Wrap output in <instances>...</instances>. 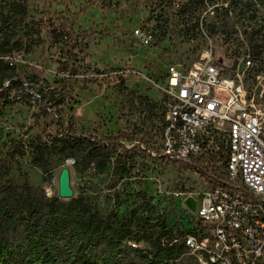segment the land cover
<instances>
[{"label":"rangeland","instance_id":"rangeland-1","mask_svg":"<svg viewBox=\"0 0 264 264\" xmlns=\"http://www.w3.org/2000/svg\"><path fill=\"white\" fill-rule=\"evenodd\" d=\"M203 2L0 0V40L5 32L21 37L23 48L7 56L26 81L11 91L4 89L0 99V159L10 166L7 178L41 187L49 196L59 195V175L68 166L74 197L84 195L103 215L116 213L125 223L148 229L186 225L190 215L195 220L192 200L208 190L207 175L221 162L213 157L204 167L201 162H172L160 155L162 92L151 80L158 83L168 65L189 70L205 63L207 55L221 67L232 65L264 36V0ZM223 6L231 9L229 32L220 27ZM239 13L243 15L236 16ZM71 25L81 36L83 52L76 64L63 65L66 49L53 42L52 30ZM137 28L148 43L135 36ZM38 85L56 88L63 97L60 105L40 116L36 113L46 101L33 95ZM9 99L17 102L9 105ZM61 121L88 136L119 135L116 155L126 151L134 155L129 175L117 174L114 159L104 172L94 166L78 171L68 159L45 176L29 153L11 158L19 142L46 137ZM132 257L128 248L123 257L107 264H125ZM179 264L200 263L187 251Z\"/></svg>","mask_w":264,"mask_h":264},{"label":"built area","instance_id":"built-area-1","mask_svg":"<svg viewBox=\"0 0 264 264\" xmlns=\"http://www.w3.org/2000/svg\"><path fill=\"white\" fill-rule=\"evenodd\" d=\"M254 44L232 65L207 55L189 70L168 65L158 83L150 79L162 92L160 155L204 167L213 157L221 162L205 172L211 185L194 198V230L184 237L200 260L264 264V36ZM247 213L254 221L242 224Z\"/></svg>","mask_w":264,"mask_h":264},{"label":"trees","instance_id":"trees-1","mask_svg":"<svg viewBox=\"0 0 264 264\" xmlns=\"http://www.w3.org/2000/svg\"><path fill=\"white\" fill-rule=\"evenodd\" d=\"M221 10L220 27L229 32L231 9L223 6ZM52 38L54 43L66 49L68 57L60 61L63 65L79 62L82 41L72 25L55 27ZM22 48L23 41L16 33L5 32L1 37L0 99L4 97V89L11 91L26 82L17 72L16 65L5 59L14 49ZM61 70L68 69L61 67ZM49 87L38 85L37 91L33 92L41 101H46L42 110L36 113L38 116L47 114V109L63 101L57 89ZM21 101L28 103V99ZM7 102L13 105L17 101L9 99ZM122 136L128 137L124 133ZM117 138L119 135L110 138L88 136L79 133L74 124L61 121L57 123L56 132H50L46 137L36 135L19 142L13 148L11 158L29 153L31 162L41 167L45 176L68 159H74L73 166L78 171L94 166L98 172H104L114 159L116 172L123 178L130 173L134 155L130 151L116 155ZM9 167L6 160L0 159V264H107L123 257L128 248L134 257L125 264H179L188 251L184 237L194 230L189 226L190 218L188 224L179 227L137 228L122 221L116 213L103 215L82 194L65 200L58 194L49 196L43 188L34 187L27 181L13 183L7 178Z\"/></svg>","mask_w":264,"mask_h":264},{"label":"water","instance_id":"water-1","mask_svg":"<svg viewBox=\"0 0 264 264\" xmlns=\"http://www.w3.org/2000/svg\"><path fill=\"white\" fill-rule=\"evenodd\" d=\"M75 191L71 182V169L65 166L59 175V197L65 200L73 198Z\"/></svg>","mask_w":264,"mask_h":264},{"label":"bare ground","instance_id":"bare-ground-1","mask_svg":"<svg viewBox=\"0 0 264 264\" xmlns=\"http://www.w3.org/2000/svg\"><path fill=\"white\" fill-rule=\"evenodd\" d=\"M253 221H254V213H247L245 214L244 217H242V224H251ZM132 245L137 246L135 243H133ZM139 246H142V244H140ZM188 252L197 258L196 254H193L190 250H188ZM197 260L199 261L200 264H223V261H219V260H200V259Z\"/></svg>","mask_w":264,"mask_h":264}]
</instances>
